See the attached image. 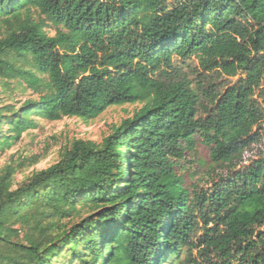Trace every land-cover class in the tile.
I'll return each instance as SVG.
<instances>
[{
  "label": "trees",
  "instance_id": "1",
  "mask_svg": "<svg viewBox=\"0 0 264 264\" xmlns=\"http://www.w3.org/2000/svg\"><path fill=\"white\" fill-rule=\"evenodd\" d=\"M0 21L6 28L0 78L21 79L40 94L18 108L0 105V153L35 129L37 118L88 121L111 106L147 101L102 144L77 142L63 161L16 190L15 170L4 169L0 264H48L67 246L79 264H166L190 244L194 230L193 195L179 160L199 146L209 150L211 162L199 180L212 188L202 192L205 205L223 210L257 203L254 211L232 215L233 234L216 243L219 251L233 257L230 242L264 237V158L243 170L236 162L259 139L264 93L254 100L242 93V81L220 87L197 71L195 87L186 76L149 79L152 96L134 86L161 59L185 62L230 41L240 48L232 59L243 65L221 60L208 72L220 68L235 77L260 65L264 74V0H0ZM49 25L58 29L55 37L46 33ZM79 41L77 53L73 43ZM98 52H105L100 64L108 69L77 82V70L97 64ZM123 53L138 61L134 71ZM27 64L48 76L46 93ZM85 210L94 213L83 217ZM77 217L70 230L55 234ZM239 244L235 253L252 250V264H264L256 241Z\"/></svg>",
  "mask_w": 264,
  "mask_h": 264
},
{
  "label": "rangeland",
  "instance_id": "2",
  "mask_svg": "<svg viewBox=\"0 0 264 264\" xmlns=\"http://www.w3.org/2000/svg\"><path fill=\"white\" fill-rule=\"evenodd\" d=\"M36 16L37 13L34 11L33 17ZM60 29L64 33H67L64 28ZM45 31L48 36L55 37L58 29L49 25L45 28ZM5 36L6 28L0 21V39ZM83 43L84 41L73 43V49L77 53L81 52ZM119 49L120 52L124 51V47H119ZM237 49L240 48L237 47ZM237 49L233 47V43L230 41L229 44H225L220 48H212L210 52L194 56L191 60L185 62H180L175 57L169 61L161 59L151 68H148L147 77L134 79L135 90L139 93H146L147 96H152L153 89L148 84L149 79L151 81H158L159 79L177 80L183 76H186L192 82V87H195L197 82L195 71H197L209 74L212 79H216L220 87L233 84L236 81H242V93L244 96L261 101L262 94L264 93V74L260 71L262 69L260 65L253 72L241 74V71H239L235 77L228 76L220 68L214 70L215 72L218 71V74L208 72V69L213 67L214 63H221V60H228L230 63H235L236 66L243 65L241 60L234 61L232 59L233 52ZM94 57L98 62L97 64H89L87 67H81L77 70L75 75L77 82L81 81L83 77L91 75L93 71L100 73L108 69L107 64H100L101 61H105V52H98ZM123 58L126 59V63H131V71H134L138 61L132 60L130 56L125 54ZM112 63L115 64V61ZM25 68L31 70L41 80L43 93H46L45 84L49 82L48 76L37 72L31 64H27ZM109 69L114 71L113 67ZM39 97L40 94L29 88L21 79L6 80L0 78V105L10 104L18 108L28 100H39ZM146 103V100H141L134 104L111 106L96 119L88 121L81 118L68 117L60 121L37 118V127L35 129L25 133L22 139L12 148L0 153V175L6 167H12L15 170L12 178V190H16L35 173L63 161L67 152L77 142L85 141L98 145L102 144L104 139L112 133L114 126H119L124 120L134 117ZM257 125L258 127L255 129V132L259 134L257 143L244 149L236 161L241 166L240 170L249 167L254 161L264 158V114ZM173 158L175 161L177 160L176 155H173ZM179 161L183 167L179 173L185 175L186 184L191 188L193 195V213L191 217L194 230L190 244L181 248L179 255L173 256L166 264H252L255 255L254 251L234 252L237 243L239 244L240 242L232 241L229 243V247L233 250L231 251L234 254L233 257L224 256L219 251L216 243L227 241L229 236L233 234L232 229L235 225L232 224L231 218L234 213L254 211L257 203L249 202L245 205L231 204L223 210H218L217 206L205 205L203 203L202 192L212 193V188H203L199 180L207 172V167L211 164L209 150L199 146L194 153L187 154L185 158ZM92 212L94 213V211L85 210L83 217ZM80 220L81 218L78 217L65 220L63 222L65 227L61 226L59 230L55 231V234H62L65 230H70ZM259 229L264 232V224ZM20 236L19 240L21 241L23 233ZM249 236L242 239L239 245L244 247L247 245V241L252 239L256 241L261 252H264V237L258 240L255 235L251 236L253 238ZM67 248H63L58 257L51 259L48 264H79L77 260L71 257V250ZM98 264H102V260Z\"/></svg>",
  "mask_w": 264,
  "mask_h": 264
}]
</instances>
